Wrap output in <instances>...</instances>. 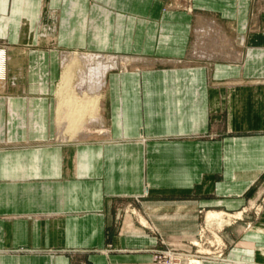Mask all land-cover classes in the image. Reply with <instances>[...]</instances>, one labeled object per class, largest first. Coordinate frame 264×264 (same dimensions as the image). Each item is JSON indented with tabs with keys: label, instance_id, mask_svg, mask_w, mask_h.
Segmentation results:
<instances>
[{
	"label": "crops",
	"instance_id": "obj_1",
	"mask_svg": "<svg viewBox=\"0 0 264 264\" xmlns=\"http://www.w3.org/2000/svg\"><path fill=\"white\" fill-rule=\"evenodd\" d=\"M3 38L20 77L0 81V135L18 137L0 141V264H153L160 237L253 201L264 0H0ZM76 50L119 65L97 85L96 136L37 140L58 134L51 73ZM262 205L204 264H264Z\"/></svg>",
	"mask_w": 264,
	"mask_h": 264
},
{
	"label": "rangeland",
	"instance_id": "obj_2",
	"mask_svg": "<svg viewBox=\"0 0 264 264\" xmlns=\"http://www.w3.org/2000/svg\"><path fill=\"white\" fill-rule=\"evenodd\" d=\"M23 49L28 50L30 48L29 45H25L23 47H21ZM48 48L55 50L58 52V54L61 51H65L63 49H60L59 47H57L54 44H49ZM4 53V66H2V72L4 74L3 77H0V81H4V80H13V79H17L20 77V75L16 76L14 73H12V68L11 66L8 64V62L10 61V59L13 57L12 53V44L5 38L0 39V53L2 52ZM75 51V50H74ZM71 52L68 55H61V60H62V69L60 68V70L56 71V72H52V78L56 79L58 78L59 80L61 79V75L62 72L64 70V65L66 63L69 62V60L72 57H77L79 59V66L78 67L80 70L77 72V76L74 80V84L77 85V89L80 93H83V91H91L93 89H95V91L97 90V85H100L103 83V81H105L106 75L109 71V69L111 67H114L115 65L119 66L118 63L115 61L114 57L111 56H104V57H97L95 55H93L92 53H88V51L86 50H82V51H77V52ZM92 57V61L94 62H90L88 61V59L86 57ZM25 57V56H23ZM118 59H120V57H117V61ZM97 64H103V65H107L108 67V71L107 73L104 75V77L99 81L94 79V83H86L83 82V80L88 76H86V74H88V72L91 71L92 67H95ZM83 65V66H82ZM116 66V67H117ZM59 68V67H58ZM90 68V69H89ZM39 72V71H38ZM85 73V74H84ZM44 73L39 72L38 75L41 76ZM79 74V75H78ZM82 74V75H81ZM82 76V77H81ZM93 80V79H92ZM79 81V83H78ZM98 81V82H95ZM59 82V81H58ZM100 83V84H99ZM58 89V88H57ZM103 93V92H102ZM52 102H54V104L56 103V111H57V115H58V124H59V130L58 132H61V124L60 122V118H59V111L57 109L58 103H59V96L58 93L57 95L53 94V100ZM101 102V101H100ZM99 108V109H98ZM97 110H91L90 112H86V115L84 116V120L88 119V124L86 125V129L85 131H88V133H84L83 137L82 135L79 136H75L74 138H70V136H67V138H69L66 141H60L59 139L61 138H57L59 136L56 135L52 136V137H44V136H38L36 137L37 140L40 139H44V138H51L53 140H56L58 142H68V141H76L78 139H82V138H92L95 137L96 134H91L90 135V131L94 129L92 122L94 119H96L100 113V103L98 106ZM93 112V113H92ZM92 113V114H91ZM90 129V130H89ZM7 131V130H5ZM5 138H7L9 141H13V140H17L18 137L16 136H11V135H6L4 137H2L0 135V141L1 140H5ZM255 197L253 199V201H251L249 203L248 206H246L244 208L245 212L240 215H237V211H232V212H228V214H230L231 216H229L228 218L225 217H218V218H214L211 219L209 218L208 215H206V213L208 211H204L202 213H200V227L199 229L194 232V233H178V234H174V235H170L168 237H160L159 239V243L157 246L151 247L148 249V251H150L152 253V259H153V264H157V261L155 259L156 255H159V253L163 252L165 255L164 257V264H178L180 262H182L183 264H186V261H182L184 259V256H190L194 259H198V260H205L206 261H212L214 259V257H222L225 256L226 253V242L225 240L222 238V233H224V229H225V224L230 223H237V222H248L247 227H251L252 225V219L256 218L259 216V214L261 213V209L263 208V201H264V181L259 185L258 189L256 190L255 193ZM258 197V198H256ZM240 217V218H239ZM249 217V218H248ZM211 219V220H210ZM231 220V221H230ZM249 220V221H248ZM150 231V235H153V230H151V228H149ZM156 234V233H154ZM175 243V244H173ZM158 252V253H157ZM204 264V263H203Z\"/></svg>",
	"mask_w": 264,
	"mask_h": 264
},
{
	"label": "bare ground",
	"instance_id": "obj_3",
	"mask_svg": "<svg viewBox=\"0 0 264 264\" xmlns=\"http://www.w3.org/2000/svg\"><path fill=\"white\" fill-rule=\"evenodd\" d=\"M3 54H4L3 52L0 53V77L4 76V74L1 70L2 66H4L3 60H5ZM86 58L88 59V61H90V62L92 61L91 56L86 57ZM79 59L77 57H72L69 60V62L64 65L65 67H64V70L62 72L61 79L59 81V86H58V91H57L58 96H59V103H58L57 109L59 111V118H60L59 123L61 124L62 131L58 132L57 136H59V137H57V138L58 139L61 138V139H59L60 141L68 140L69 138H67V136H70V138L71 137L74 138L75 136L82 135V137H83L84 133H88V131L84 132V130L86 129L85 127L88 124V122H87L88 119L84 120V116L86 115V112L88 113L91 110H93V111L97 110L99 103L102 99V94L99 93L98 91L95 92V89H93L91 91L89 90L87 92L83 91V93H80L78 91L77 85L74 84V80L77 79L76 78L77 72L80 70L78 68V67H80L78 65ZM92 62H94V61H92ZM108 67L109 66H107V65L97 64L95 67H92L91 71L88 72V74H86V76H88V77H87V79L85 78L83 80V82L94 83V79H96V80L100 79L101 80L104 77V75L107 73ZM95 82H98V81H95ZM78 83H79V81H78ZM101 85H98V87ZM98 90H100V89H98ZM104 132L105 131H103V133ZM210 216L216 217L215 214L214 215L210 214ZM210 216H209V218H210ZM222 257H214L211 259H214L215 261H221V260H223V259H221ZM184 260L186 261V264H203V263H205L204 262L205 260L200 261L198 259H194V258L190 257L189 255L184 256V259L182 261H184Z\"/></svg>",
	"mask_w": 264,
	"mask_h": 264
},
{
	"label": "built area",
	"instance_id": "obj_4",
	"mask_svg": "<svg viewBox=\"0 0 264 264\" xmlns=\"http://www.w3.org/2000/svg\"><path fill=\"white\" fill-rule=\"evenodd\" d=\"M158 253V252H157ZM166 254H164L163 252L159 253V255H156L155 259L157 261V264H164V257ZM178 264H183L182 262L178 263Z\"/></svg>",
	"mask_w": 264,
	"mask_h": 264
}]
</instances>
